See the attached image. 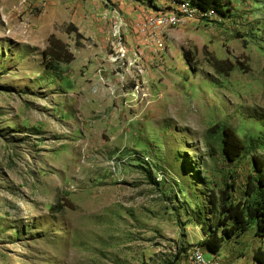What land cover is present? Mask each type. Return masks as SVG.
<instances>
[{"label":"rangeland","instance_id":"rangeland-1","mask_svg":"<svg viewBox=\"0 0 264 264\" xmlns=\"http://www.w3.org/2000/svg\"><path fill=\"white\" fill-rule=\"evenodd\" d=\"M185 1L0 0V264H261L255 225L203 230L264 159V0L151 24Z\"/></svg>","mask_w":264,"mask_h":264},{"label":"trees","instance_id":"trees-1","mask_svg":"<svg viewBox=\"0 0 264 264\" xmlns=\"http://www.w3.org/2000/svg\"><path fill=\"white\" fill-rule=\"evenodd\" d=\"M172 2H181L182 0H170ZM192 11L200 16H208L213 10L210 7L220 6V0H186ZM215 11V10H214ZM69 31H73L77 38L81 35L78 30L68 24ZM47 46L43 50V56L48 57L49 62L61 61L69 62L73 56L63 41L49 36ZM222 152L228 160H235L243 153L245 149L244 140L230 128L221 130ZM253 171L247 176L245 182L244 194L242 199L235 202L231 201L230 190L233 184H228L227 188L221 191L218 197V205L213 202L214 209L218 210L215 216L214 224L206 226L204 233V244L208 251L217 253L222 241L234 235L244 233L251 225H255L257 234L264 237V159L260 155H253ZM195 220L201 223L200 219L194 215ZM227 223H230L229 225ZM264 257V253H263ZM259 263L264 264L256 256Z\"/></svg>","mask_w":264,"mask_h":264},{"label":"bare ground","instance_id":"bare-ground-1","mask_svg":"<svg viewBox=\"0 0 264 264\" xmlns=\"http://www.w3.org/2000/svg\"><path fill=\"white\" fill-rule=\"evenodd\" d=\"M178 15L184 16L185 20H189L190 17L192 16V9L190 8V5L185 1L183 2L180 7L174 11ZM163 21H166V18L163 19ZM212 260V259H211ZM213 261V260H212Z\"/></svg>","mask_w":264,"mask_h":264},{"label":"built area","instance_id":"built-area-1","mask_svg":"<svg viewBox=\"0 0 264 264\" xmlns=\"http://www.w3.org/2000/svg\"><path fill=\"white\" fill-rule=\"evenodd\" d=\"M150 21H151V24L155 23L157 26L163 25L165 23L177 24V22H179V23L186 22V20L184 19V16H182V15H176V19L175 20H171V21L154 20V18L151 19ZM202 260L204 261V264H206L205 260L204 259H202Z\"/></svg>","mask_w":264,"mask_h":264}]
</instances>
